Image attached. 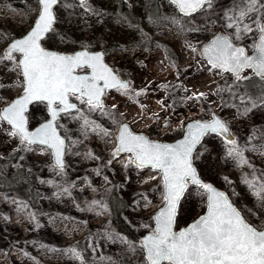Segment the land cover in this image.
Wrapping results in <instances>:
<instances>
[{
    "label": "rangeland",
    "instance_id": "obj_1",
    "mask_svg": "<svg viewBox=\"0 0 264 264\" xmlns=\"http://www.w3.org/2000/svg\"><path fill=\"white\" fill-rule=\"evenodd\" d=\"M122 1L135 25L122 12ZM237 2L213 0L212 9L184 16L170 0H86L83 5L61 0L44 47L63 53L102 50L118 72L130 76L131 86L108 92L103 109L72 99L80 110L57 122L67 138L62 169L50 149L22 145L18 136L9 135L12 126L0 123V156L19 151L9 173L26 169L40 194L37 202H29L0 189V264H145L140 239L155 227L154 213L164 203L163 185L158 170L137 168L129 162L131 154H116L117 134L125 122L152 139L170 142L182 137L189 121L219 115L235 135V146L246 163L228 155L232 145L226 139L209 134L194 154L197 171L205 182L227 192L250 223L264 221V201L244 183L246 178L264 181V104L248 94L232 101L221 85L234 76L213 68L201 55L202 45L217 32L232 33L225 29L222 16ZM156 6L159 12L154 14ZM39 10L38 0H0V53L31 29ZM250 17L245 23L255 29L252 22L261 19L260 14ZM257 36L253 31L236 43L251 52ZM14 63L0 62V112L23 93ZM253 74L246 69L241 76ZM47 118V105H32L30 127ZM114 191L126 203L130 236L112 219ZM205 210L206 197L189 185L176 229Z\"/></svg>",
    "mask_w": 264,
    "mask_h": 264
},
{
    "label": "snow or ice",
    "instance_id": "obj_2",
    "mask_svg": "<svg viewBox=\"0 0 264 264\" xmlns=\"http://www.w3.org/2000/svg\"><path fill=\"white\" fill-rule=\"evenodd\" d=\"M59 2L38 0L41 7L31 29L0 53V62H15L12 70L19 69L22 77L19 86L23 89V95L0 112V123L12 126L13 131L9 135L18 136L22 145L39 144L53 149L56 166L62 169L64 140L57 134L52 121L60 112L78 110L77 105L70 102V97L87 103L90 109H103L101 97L106 90L116 88L127 91L128 84L120 81L104 63L102 53L78 51L68 55L43 46L46 35L54 30V6ZM170 2L184 16L213 8V0ZM80 3L83 5L86 0H80ZM254 12L261 17L252 22L256 25L255 29L252 24L245 23ZM222 19L225 29H231L232 33L216 35L204 46L203 53L208 63L213 68L233 73L237 79H248L241 73L252 69L256 76L264 80V2L239 0L223 13ZM253 31L258 36L249 46L255 54L249 55L246 47L236 42ZM33 102L47 105L52 121L29 131L25 112ZM261 104H264V97ZM256 106L254 103L253 107ZM213 133L225 137L227 144L232 145L228 148L229 156L246 163L235 146L236 141L231 138L228 126L219 118L188 124L184 138L176 143L150 141L142 134L133 133L127 124L121 127L116 154L130 153L129 162L137 168L151 167L161 173L164 203L153 218V231L139 244L145 264H264V221L250 223L225 193L203 182L194 167L193 156L197 146L203 137ZM244 183L258 200L264 201V181L246 178ZM189 185L206 197V212L187 227L176 231L174 225L178 206ZM131 247L133 251L137 250L135 245ZM70 251L79 258L75 249Z\"/></svg>",
    "mask_w": 264,
    "mask_h": 264
},
{
    "label": "trees",
    "instance_id": "obj_3",
    "mask_svg": "<svg viewBox=\"0 0 264 264\" xmlns=\"http://www.w3.org/2000/svg\"><path fill=\"white\" fill-rule=\"evenodd\" d=\"M122 12L128 15L135 25V18L131 17L128 5L125 1L121 2ZM154 14L159 12L157 6ZM193 25V24H192ZM227 89L228 95L232 101L236 100L241 94H248L254 97L255 102L261 103L264 97V80L253 74L248 79H237L233 77L230 81L221 85V88ZM19 151L13 152L8 157L0 156V189L4 192H14L29 202H37L39 197L38 189L34 187V179L26 169H17L14 173H9V169L17 164ZM110 204L112 206V219L117 223L118 230L126 235H131V226L124 217L126 203L114 191Z\"/></svg>",
    "mask_w": 264,
    "mask_h": 264
},
{
    "label": "water",
    "instance_id": "obj_4",
    "mask_svg": "<svg viewBox=\"0 0 264 264\" xmlns=\"http://www.w3.org/2000/svg\"><path fill=\"white\" fill-rule=\"evenodd\" d=\"M77 1H80V0H77ZM60 2H61V0H60ZM60 2H59L56 6H54V14H55V17H56L55 8L60 4ZM40 7H41V6H40ZM55 21H56V20H55ZM26 34H27V33H26ZM26 34H25V35H26ZM48 34H49V33H48ZM48 34H47V35H48ZM220 34L228 35V34H226V33H224V32H217V33H216V34H215V35H214L209 41L205 42V43L202 45V48H201V54H202V57H203L204 59L207 60L206 56H205L204 53H203V48H204V46L207 45V44H209V43L211 42V40L215 38L216 35H220ZM25 35H24V36H25ZM47 35H46V37H47ZM22 37H23V36H22ZM22 37H19V38H22ZM19 38H15L14 40L19 39ZM14 40H12L11 42H9V44L5 47V51H6L7 48L10 46V44H11L12 42H14ZM43 41H44V40H43ZM43 41H42V44H43ZM238 45H239V46H244V45H242V44H238ZM43 46H44V45H43ZM244 47H246V46H244ZM45 48H46V47H45ZM46 49H48V48H46ZM48 50H51V49H48ZM246 50H248L247 47H246ZM51 51H55V50H51ZM78 51H88V52H90V53H102V54H103V61H104V63L107 64V65L113 70V73L118 77V79H119L120 81H122V82H124V83H127V84L129 85V81H128V80H122V79L119 77V75L115 72V70L113 69V67H112L110 64H108V63L106 62L104 51H102V50H99V51H91V50H89V49H82V50H78ZM78 51H76V52H78ZM56 52H58V51H56ZM59 53L71 55V54H74L75 52H74V53H63V52H59ZM248 54H249V55H254L255 52H254V51L249 52V50H248ZM207 61H208V60H207ZM245 70H246V69H245ZM245 70H244V71H245ZM222 71H223V70H222ZM244 71H243V72H244ZM224 72H225V71H224ZM243 72H242V73H243ZM228 73H230V72H228ZM242 73H241V74H242ZM231 74L235 77V75H234L233 73H231ZM109 89H114V88H109ZM22 95H23V93H22L20 96H22ZM104 95H105V93H104ZM104 95L101 97L102 103H103ZM20 96L15 97L12 101H14L15 99L19 98ZM12 101H11V102H12ZM11 102H10V103H11ZM70 102L75 103V104L77 105V109H78V110H71L70 112H67V113H72V112H76V111H79V110H80V105H79V103H77V102H73V101L71 100V97H70ZM10 103H8L6 106H8ZM35 103H36V102H33V103L29 104L28 107H27V111L25 112V116H26V118H27V127H28L29 131H34V130H35L37 127H39L40 125H42V124H44V123H47V122H49V121H52L51 113H50V111L48 110V118H47V119H45V120L39 122V123L36 124L34 127H30L29 112H30V110H31L32 105L35 104ZM6 106H4V107H6ZM3 109H4V108H3ZM3 109H2V111H3ZM2 111H1V112H2ZM67 113H65V112H60V113L58 114V116L56 117V119H55L54 121H52L53 124H54V126H55V128H56V132H57V134L60 136L61 139L64 140V149H63V153H62V156H61V160H62L63 167L65 166V157H66V153H67V152H66V151H67V138H66V137L63 135V133L61 132V129L58 127L57 122H58V119H59V117H60L61 115H63V114H67ZM214 118H219L220 120L224 121V122L226 123V125L228 126V124H227V122H226L225 120H223L219 115H217V114L214 113V114L212 115V118H211V119H208V120L196 119V120H191V121H189V122L186 124L185 128H184V133H183L182 137H180V138H178V139H176V140H174V141H170V142H164V141H160V140L152 139V138H150L147 134H145V133H143V132L135 131V130L133 129V127H132L129 123H127V122L122 123V124L120 125L119 131H120L121 127H122L124 124H127V126L129 127V129H130L133 133H135V134H142V135L146 136L150 141L159 142V143H176L177 141H179V140H181V139L184 138V136H185V134H186V127H187L188 124L194 123V122H196V121H201V122H211ZM228 128H229V126H228ZM119 131H118V134H117V138H118V135H119ZM229 132L231 133V138H232V139H235V135L233 134V132H232V130H231L230 128H229ZM213 134H214V133H213ZM215 135H216V134H215ZM220 137H222V136H220ZM204 138H205V137L202 138L201 143H202V141L204 140ZM222 138L225 139V137H222ZM201 143L197 146V148L201 145ZM34 145L39 146V147H46V148H48V147L45 146V145H39V144H34ZM117 145H118V139H117ZM197 148H196V150H197ZM48 149H50V148H48ZM50 150H51V152H52V154H53L54 163H55V165H56L55 156H54V150H53V149H50ZM196 150H195V152H196ZM195 152H194V154H195ZM125 154H130V153L122 152V153H120L118 156H123V155H125ZM193 160H194V156H193ZM63 167H62V168H63ZM194 167L196 168L195 163H194ZM58 168H59V167H58ZM145 168H151V167H145ZM196 169H197V168H196ZM197 172H198V171H197ZM198 175H199V173H198ZM199 177H200V179H201L203 182H205V181L203 180V178H202L200 175H199ZM205 183H207V182H205ZM212 185H213V184H212ZM213 187H215L218 191H221V192L225 193V194L229 197L230 202H231L235 207H237L236 204L232 201V199L230 198V196L228 195L227 192H225L224 190L218 188V187L215 186V185H213ZM187 189H188V188H187ZM186 191H187V190H186ZM186 191H185L184 195L182 196L181 201H182V199L184 198V196H185V194H186ZM181 201H180V204H181ZM180 204H179V206H178V211H179V208H180ZM160 208H161V207H160ZM160 208L154 213V217H155V215L158 213V211L160 210ZM237 208H238V207H237ZM238 209H239V208H238ZM239 210H240V209H239ZM178 211H177V215H176V218H175V225H174V230H176V231H179V230H181V229L187 227L190 223H192L193 221H195V220L197 219V218H196L195 220L191 221L189 224H187V225L184 226V227H181V228H179V229H176V219H177V216H178ZM240 211H241V210H240ZM205 212H206V210H205ZM205 212H204L203 214H205ZM241 213H242V215L244 216V214H243L242 211H241ZM203 214H202V215H203ZM244 217H245V216H244ZM198 218H199V217H198ZM154 221H155V220H154ZM150 233H151V232H149V233L143 235V236L141 237L140 241H141L144 237H146L147 235H149Z\"/></svg>",
    "mask_w": 264,
    "mask_h": 264
},
{
    "label": "flooded vegetation",
    "instance_id": "obj_5",
    "mask_svg": "<svg viewBox=\"0 0 264 264\" xmlns=\"http://www.w3.org/2000/svg\"><path fill=\"white\" fill-rule=\"evenodd\" d=\"M202 48V47H201ZM105 53V52H104ZM202 55V54H201ZM105 60H106V53H105ZM106 62L108 63V64H110L107 60H106ZM112 67H113V69L115 70V72L119 75V77L122 79V80H128L129 81V85H128V89L130 88V86H131V79H130V76H126V75H124L123 73H121V72H118L116 69H115V67L112 65V64H110ZM116 88H114V89H108V90H106V92H105V95L108 93V92H110V91H112V90H115ZM127 89V90H128ZM123 90V89H122ZM105 95H104V98H105ZM74 97H72L71 98V100L73 99ZM104 98H103V102H104ZM73 101V100H72ZM73 102H76V101H73ZM80 108H81V106H80ZM64 115V114H63ZM62 116V115H61ZM58 125V124H57Z\"/></svg>",
    "mask_w": 264,
    "mask_h": 264
}]
</instances>
